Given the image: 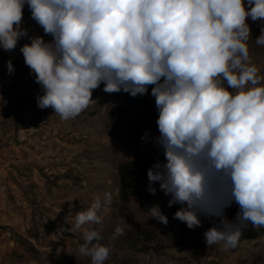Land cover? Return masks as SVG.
Wrapping results in <instances>:
<instances>
[{"label":"clouds","instance_id":"obj_1","mask_svg":"<svg viewBox=\"0 0 264 264\" xmlns=\"http://www.w3.org/2000/svg\"><path fill=\"white\" fill-rule=\"evenodd\" d=\"M45 34L20 48L25 64L44 94L38 107H51L63 120L75 118L92 101L101 82L107 93L135 97L149 85L158 110L159 136L166 162L147 171L153 186L170 196L168 207L189 229L200 216L218 217L219 227L204 233L207 245L224 242L235 248L251 223L264 227V79L250 64L246 18L261 21L256 38L264 45V0H0V47L16 48L26 36L23 8ZM14 73L12 61L7 62ZM162 81V82H161ZM231 89L232 91H230ZM144 134L142 139L146 138ZM111 193L77 212L75 227L101 222ZM239 205L235 222L225 209ZM151 217L167 225L160 206ZM124 230L116 227L113 239ZM100 233L86 232L80 253L104 264L110 248Z\"/></svg>","mask_w":264,"mask_h":264},{"label":"rangeland","instance_id":"obj_2","mask_svg":"<svg viewBox=\"0 0 264 264\" xmlns=\"http://www.w3.org/2000/svg\"><path fill=\"white\" fill-rule=\"evenodd\" d=\"M246 23L250 64L264 78V45L256 43L262 22L248 17ZM21 27L28 34L14 50L0 47V264H92L90 256L80 253L91 230L101 237L93 243L110 248L104 264H264V227L248 223L235 248L225 249L224 242L207 245L204 233L219 227L218 217L201 215V226L189 229L174 218L186 205L168 207L170 196L159 182L153 185L154 195L147 191L148 169L166 162L155 143L159 113L151 94L154 85L133 97L107 93L101 82L89 106L63 120L51 107H38L37 97L44 92L20 51L32 37L45 42L53 37L32 19L27 4ZM9 60L13 74L8 73ZM130 161L137 162L140 181L118 177V165ZM105 193H111L112 202L97 212L101 222L77 229V212L87 211L97 197L103 204ZM157 204L167 225L148 212ZM239 210L233 202L225 209L227 219L235 222ZM118 226L124 234L113 239Z\"/></svg>","mask_w":264,"mask_h":264},{"label":"trees","instance_id":"obj_3","mask_svg":"<svg viewBox=\"0 0 264 264\" xmlns=\"http://www.w3.org/2000/svg\"><path fill=\"white\" fill-rule=\"evenodd\" d=\"M136 167H137V162L136 161H130V162H126V163H121L118 165L117 167V175L119 178L121 179H130L133 181H140L142 179L143 175H138L136 173ZM150 232L147 231L146 235L147 238H149ZM149 240V239H147Z\"/></svg>","mask_w":264,"mask_h":264}]
</instances>
